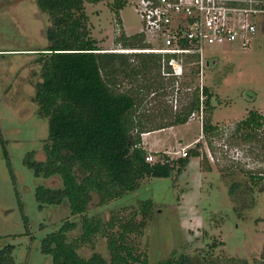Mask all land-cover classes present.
<instances>
[{"label": "rangeland", "instance_id": "1", "mask_svg": "<svg viewBox=\"0 0 264 264\" xmlns=\"http://www.w3.org/2000/svg\"><path fill=\"white\" fill-rule=\"evenodd\" d=\"M136 1L128 0L120 13L129 36L142 29ZM113 2L86 5L92 36L104 51L120 48L115 45ZM48 25L36 0H0V250L12 245L15 264H53L51 257L41 252V242L62 221L72 219L64 206L39 209L36 189L47 181L37 178L25 164L28 153L43 157L49 135L48 119L38 115L33 100L41 76L36 63L39 52L33 50L48 45ZM206 58L211 63L203 83L213 107L206 116L217 128L212 142L218 159L209 146L202 115L187 124L145 134L142 138L145 136L152 150L170 158L181 157L176 152L196 147L200 141L207 162L193 157L182 174L145 180L135 191L102 207L96 206L95 198L90 214L107 221L117 214L126 222L130 208L152 201V220L143 235L131 236L138 253L148 251L149 264L182 254L264 264V149L260 142L240 138L250 131L245 126L232 136L251 112L264 117V35L256 33L246 47L241 40L208 47ZM179 85L182 92L188 87L201 91L196 78L179 81ZM183 96L179 94L177 99ZM174 98L166 99L171 112L177 111ZM201 99L207 98L201 95ZM258 134L264 135V130ZM250 172L262 179L252 181ZM234 182L242 185L233 197L237 202L229 194ZM49 183L59 184L57 180ZM141 219L137 217V221ZM107 246V239L101 237L93 250L84 247L80 253L89 257L95 251L108 256Z\"/></svg>", "mask_w": 264, "mask_h": 264}, {"label": "trees", "instance_id": "2", "mask_svg": "<svg viewBox=\"0 0 264 264\" xmlns=\"http://www.w3.org/2000/svg\"><path fill=\"white\" fill-rule=\"evenodd\" d=\"M102 1L36 0L49 25L48 45L41 51L33 50L39 52L36 63L41 74L33 100L38 115L48 119L49 135L44 142L43 157L28 153L25 164L37 178L47 181L36 189L39 209L64 206L72 216L41 242V252L50 256L53 264H149L148 251L138 253L131 236L143 235L152 220L154 203L143 201L130 208L126 222L117 214L108 221L101 215H91L92 203L96 198V206L102 207L135 191L145 180L180 175L191 158L203 157L206 161L208 155L202 151L200 141L196 147L188 148L186 157L170 158L149 152L143 144V135L187 124L203 108V129L218 159L212 142L217 128L211 117L206 116V112L213 110L209 89L205 88L207 99L203 102L198 88L184 90L177 111L171 112L166 99L174 97L172 88L176 79L162 75L161 55L104 51L93 38L86 5ZM127 3L114 0L110 6L122 27L115 45L123 50L149 49L142 33L129 36L125 32L120 13ZM155 109L159 112L153 114ZM242 126L250 131L240 138L260 142L263 151L264 135L258 134L264 130L263 115L251 112L232 136ZM149 155L157 161L147 162ZM206 168L211 170L208 164ZM252 174V181L262 179L258 173ZM55 180L59 184L51 186L49 182ZM241 186L234 182L229 192L232 199ZM138 216L142 217L140 221ZM101 237L107 239L108 256L95 251L89 257L81 255L82 248L93 250ZM13 252L12 245L2 248L0 264H15ZM153 264L250 263L246 259L215 261L206 255L182 254Z\"/></svg>", "mask_w": 264, "mask_h": 264}, {"label": "built area", "instance_id": "3", "mask_svg": "<svg viewBox=\"0 0 264 264\" xmlns=\"http://www.w3.org/2000/svg\"><path fill=\"white\" fill-rule=\"evenodd\" d=\"M134 4L142 23L140 33L150 48L114 51L161 55L162 75L176 79L172 88L175 109L179 107L177 96L182 93L179 81L199 79L200 94L204 96V72L211 63L206 58L208 47L238 40L246 47L256 33L264 35V0H137ZM115 25L119 35L122 27L117 20ZM197 115L203 120V108L191 120ZM187 150L183 148L176 154L186 157ZM146 161L154 163L157 159L149 155Z\"/></svg>", "mask_w": 264, "mask_h": 264}, {"label": "crops", "instance_id": "4", "mask_svg": "<svg viewBox=\"0 0 264 264\" xmlns=\"http://www.w3.org/2000/svg\"><path fill=\"white\" fill-rule=\"evenodd\" d=\"M147 135H149V134H146L145 136H147ZM145 136H144V139H143V144H144V146H145V149L148 150L149 152H158V151H155V150H152V149H151L150 145L147 144V142H146V140H145Z\"/></svg>", "mask_w": 264, "mask_h": 264}, {"label": "flooded vegetation", "instance_id": "5", "mask_svg": "<svg viewBox=\"0 0 264 264\" xmlns=\"http://www.w3.org/2000/svg\"><path fill=\"white\" fill-rule=\"evenodd\" d=\"M261 34L263 33V32H260Z\"/></svg>", "mask_w": 264, "mask_h": 264}]
</instances>
